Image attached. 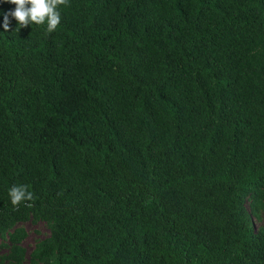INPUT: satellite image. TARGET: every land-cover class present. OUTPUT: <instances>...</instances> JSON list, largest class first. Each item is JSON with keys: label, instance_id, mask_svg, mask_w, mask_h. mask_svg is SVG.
Segmentation results:
<instances>
[{"label": "trees", "instance_id": "1", "mask_svg": "<svg viewBox=\"0 0 264 264\" xmlns=\"http://www.w3.org/2000/svg\"><path fill=\"white\" fill-rule=\"evenodd\" d=\"M59 11L0 28V264H264V0Z\"/></svg>", "mask_w": 264, "mask_h": 264}, {"label": "clouds", "instance_id": "2", "mask_svg": "<svg viewBox=\"0 0 264 264\" xmlns=\"http://www.w3.org/2000/svg\"><path fill=\"white\" fill-rule=\"evenodd\" d=\"M14 8L9 12L0 13V28L8 30L9 17L14 19L19 28L31 25H45L47 32L56 30L60 22V5H66L67 0H7ZM12 205L30 200L32 194L26 192L23 186H13L8 191Z\"/></svg>", "mask_w": 264, "mask_h": 264}, {"label": "rangeland", "instance_id": "3", "mask_svg": "<svg viewBox=\"0 0 264 264\" xmlns=\"http://www.w3.org/2000/svg\"><path fill=\"white\" fill-rule=\"evenodd\" d=\"M260 225H264V213L260 216V221L254 220V226L257 229ZM23 228L26 232V237L22 241V247L26 251V253H30L32 249L34 248L35 244L43 239H45L49 232L46 228V226L42 223L37 224H30L25 223L20 226ZM5 250L0 248V256L5 254Z\"/></svg>", "mask_w": 264, "mask_h": 264}]
</instances>
